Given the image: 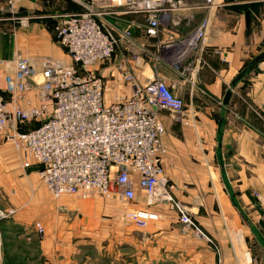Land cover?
<instances>
[{"label":"crops","instance_id":"1","mask_svg":"<svg viewBox=\"0 0 264 264\" xmlns=\"http://www.w3.org/2000/svg\"><path fill=\"white\" fill-rule=\"evenodd\" d=\"M205 1L186 0L176 12L175 22L156 39L134 32L136 42L144 44L150 54L140 53L139 61L133 62L130 54L136 53L137 48L121 45L115 55L117 62L100 76L111 78L106 80L108 102L116 94H131V85L123 83L124 86L117 87L122 75L117 71L119 65L134 73L135 86L159 78L182 98L185 110L181 115L160 113L165 127L162 166L172 198L201 223L211 217L209 227L225 234L223 264H248L252 258L248 259V248L244 249L245 237L252 234L253 224L264 229V61L237 82L227 104L224 99L247 63L264 53V0L211 8H206ZM56 4L63 11L54 10L53 14L60 13L56 25L60 16L82 11L60 0ZM256 4L259 6L254 10L249 7ZM9 14L13 16L7 4L0 1V103L11 111L16 99L7 91L8 72L2 62L23 57L30 60L34 70L41 71L46 61L70 60L66 51L62 53L55 45L43 23L33 22L24 31L20 22L8 21ZM204 19L210 23L203 46L185 56L181 53L184 41ZM171 40L177 44L173 53L178 55L174 58L162 48ZM179 54L183 56L176 61ZM110 83H116V89L110 90ZM25 98L35 106L40 104L35 93H26ZM17 105L23 107L25 103L17 101ZM38 126L39 123H30L29 127L20 124L19 129ZM6 131H0L4 139L11 128ZM38 171L39 166L33 163L23 174L28 183L23 195L29 207L14 209V215L11 213L1 224L0 264H108L91 253L87 255L91 246L95 250L101 247L98 242L76 244L64 236L72 228V223L65 222L70 214L76 215L83 229H98V224L112 217L116 221L109 224V229L122 231L133 245L136 236L143 233L144 243L136 245L138 253L127 257L126 264H164L170 258L177 262L183 253L195 261L200 253H210L208 249H199L206 243L182 226L180 216L169 205L151 207L158 218L142 230L116 217L121 209L116 197L66 195L54 200L41 184ZM138 196L132 209L147 208L141 193ZM37 224L43 227L44 234L38 232ZM260 240L263 252L260 258L256 254L255 261L262 263L264 239Z\"/></svg>","mask_w":264,"mask_h":264},{"label":"built area","instance_id":"2","mask_svg":"<svg viewBox=\"0 0 264 264\" xmlns=\"http://www.w3.org/2000/svg\"><path fill=\"white\" fill-rule=\"evenodd\" d=\"M12 7L22 0H1ZM183 0H74L81 12L60 16L59 40L70 62L46 61L41 71L30 60L16 57L6 65L7 91L16 99L8 110L0 104V131L7 132V142L26 159L39 166V178L54 200L66 195L106 199L118 197L126 210L138 202L141 193L145 209L129 211L130 219L141 228L158 216L150 208L170 205L171 186L162 166L165 151L162 138L165 127L160 113L177 116L185 102L166 82L148 79L135 86L136 77L119 65L123 83L131 85V94H118L114 101L105 97L106 84L93 72L98 64L111 59L121 45L136 47L130 54L138 62L140 53L150 54L136 42L134 32L158 38L175 22ZM246 0H206V8L242 5ZM209 19L200 22L187 38L181 53L185 56L201 48L209 28ZM173 37V36H171ZM173 39V38H171ZM161 46V44H160ZM177 44L170 41L163 51L178 55ZM182 54L176 57L180 61ZM35 93L39 106L25 98ZM17 101L25 103L23 107ZM39 123L21 131L20 124ZM29 168L30 164L24 165ZM180 223L190 227V215L183 207ZM11 212L0 208L1 224ZM38 232L44 229L37 224ZM196 235L199 232L196 230Z\"/></svg>","mask_w":264,"mask_h":264},{"label":"rangeland","instance_id":"3","mask_svg":"<svg viewBox=\"0 0 264 264\" xmlns=\"http://www.w3.org/2000/svg\"><path fill=\"white\" fill-rule=\"evenodd\" d=\"M1 1V0H0ZM5 2V1H4ZM186 2V0L182 1V3ZM6 3V2H5ZM60 3H66L69 6L72 7V9H79L81 8L80 5H77L74 0H60ZM7 7L8 10L13 14L10 15V19H15L16 23H21L23 26V30L26 31L30 24L33 22H41L46 26V30L50 33L53 40H55V45L58 47V49L65 53V49L62 46L60 40H59V33H58V26L55 24L57 20V15L62 13L60 6L56 4V0H22L19 4L12 7L8 3ZM57 9V11H61L60 13H55L54 10ZM70 10V9H69ZM56 11V12H57ZM12 22H8L10 24ZM29 23V24H28ZM26 24V25H25ZM143 35V34H142ZM118 53H115L114 56L97 66H95L92 70L94 74L101 75V72L106 70V68L110 67L111 65L115 64L117 62V56H115ZM119 75V74H118ZM105 77V76H104ZM109 77V75L107 76ZM106 77V78H107ZM123 75L119 76V79L121 80L120 85L117 84V87L123 85L122 80ZM106 80H111V78H104V82L107 85ZM125 84V83H124ZM110 90L116 89V83H110L109 84ZM126 85V84H125ZM124 86V85H123ZM128 86V85H126ZM118 95V94H116ZM115 95V96H116ZM115 96L112 99L115 100ZM1 104V103H0ZM164 113L167 111H163ZM167 112L166 114L170 116ZM264 115V113L262 112ZM263 129H264V117H263ZM6 138V137H5ZM27 163L30 164L29 168L35 163L33 160L26 159L23 155L18 153L14 146L7 142V139H4L0 136V208L8 211H12L13 214L14 209L17 210V208L23 207H29V201L24 200V191L25 188L28 186L27 181H24V171H28L29 168L25 167ZM42 184V183H41ZM43 185V184H42ZM96 195V194H95ZM118 203L121 209H119L120 213L118 216H116L120 221L122 222H130L134 223L133 220L130 219L129 211L132 210V206L130 205L128 207L127 211L124 202H122L118 197ZM172 202L175 206L174 211L178 213L180 216V211L178 210L179 206L178 201H174L172 198ZM170 206V205H169ZM172 207V206H171ZM17 214V213H16ZM14 215V214H13ZM202 216V215H199ZM208 218V215H206ZM211 218V217H210ZM208 218V222H200V219H196L194 216H190L191 225L189 228L192 230L193 237L198 238L201 240V243H206L205 246H200L199 249H208L210 253L202 252L198 256V260L195 259V261H190L189 257L183 253V256L181 260L174 261L173 258H170L171 261L167 260L164 264H223V246L224 242V233L222 231H215L212 230L209 226H211V220ZM76 215L70 214L67 215L65 222L72 223V228L70 230H66L64 236L68 237L70 240H72L73 243L76 244H82V243H90L93 241L98 242L101 247L98 250H95L93 246H91L90 251H86L87 255L91 253V255L96 256L98 260H101V262H107L108 264L111 263V261H114V264H126L127 257H130V255H135L138 253L136 245L141 246L144 241H141L143 233H140V235L137 238V241H135L134 245L127 240L126 235L122 233V231L109 229V224L113 221H116L114 218L110 217L108 219L104 220V224H98V229H83L84 225L78 222ZM222 221V219H221ZM38 222V221H36ZM136 225V224H135ZM137 226V225H136ZM253 224L251 231V235H246L245 237V243L247 244V247L245 246L244 249L246 250V254H249V258H252V262L248 264H264V262H257L255 261L256 254L260 258V253L263 251V247L261 245V240L264 239V229L256 228ZM264 227V226H263ZM137 228H139L137 226ZM141 229V228H139ZM146 229V228H145ZM144 230V229H142ZM196 230L199 232L198 237L196 235ZM215 231L216 233H212V231ZM56 235H58V230H56ZM257 237V239H256ZM114 246H111V245ZM88 245V244H87ZM87 247V246H85ZM84 251H81L83 253ZM213 253V255H211ZM245 256V253H243ZM95 257V258H96ZM118 259V262L115 261V259ZM179 258V257H178ZM110 261V262H109ZM259 261V260H258ZM137 264V262L135 263Z\"/></svg>","mask_w":264,"mask_h":264},{"label":"water","instance_id":"4","mask_svg":"<svg viewBox=\"0 0 264 264\" xmlns=\"http://www.w3.org/2000/svg\"><path fill=\"white\" fill-rule=\"evenodd\" d=\"M264 61V53L258 55L256 58H254L251 63L247 66V68L241 72L237 78L235 79V81L232 83V88L230 91L227 92L226 97L224 99V103L227 104L231 95H232V90L234 89V87L236 86L237 82L249 71H251L252 69L258 67L262 62Z\"/></svg>","mask_w":264,"mask_h":264},{"label":"trees","instance_id":"5","mask_svg":"<svg viewBox=\"0 0 264 264\" xmlns=\"http://www.w3.org/2000/svg\"><path fill=\"white\" fill-rule=\"evenodd\" d=\"M259 5L258 4H256V5H250L249 7H251V8H253V10L256 8V7H258ZM251 62H249V63H247V65L245 66V68H247V66L250 64ZM257 68V67H256ZM32 123H34V122H32ZM29 124L30 123H28V124H26L27 125V127H29ZM23 129V128H22ZM27 130H31V129H27ZM27 130H22V131H27Z\"/></svg>","mask_w":264,"mask_h":264}]
</instances>
